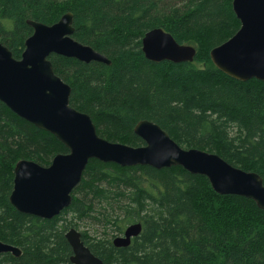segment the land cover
Returning <instances> with one entry per match:
<instances>
[{
    "label": "trees",
    "instance_id": "trees-1",
    "mask_svg": "<svg viewBox=\"0 0 264 264\" xmlns=\"http://www.w3.org/2000/svg\"><path fill=\"white\" fill-rule=\"evenodd\" d=\"M72 13V37L110 64L50 55L70 88V105L88 114L111 142L142 144L133 127L150 120L184 149L217 154L264 184V81H238L219 71L209 51L239 28L232 0H0V43L19 58L32 33L26 23ZM162 28L195 48L193 61H149L141 38ZM51 133L0 101V241L21 255L0 264H70L65 239H81L103 264H264V210L246 197L216 193L207 179L180 166L155 169L88 161L69 205L50 218L18 212L8 200L19 159L40 165L66 153ZM32 157V158H31ZM134 223L126 247L112 238Z\"/></svg>",
    "mask_w": 264,
    "mask_h": 264
},
{
    "label": "water",
    "instance_id": "water-1",
    "mask_svg": "<svg viewBox=\"0 0 264 264\" xmlns=\"http://www.w3.org/2000/svg\"><path fill=\"white\" fill-rule=\"evenodd\" d=\"M239 28L209 51L213 65L238 81L254 78L264 81V0H232ZM32 33L25 39L19 58L0 43V101L23 120L51 133L66 148L48 165L19 159L13 167L9 203L20 213L50 219L71 202L72 192L81 181L91 159L119 166L146 165L155 169L180 166L191 174L204 176L221 195L251 199L264 210V184L255 172L232 166L215 153L184 149L166 131L150 120L133 127L142 144L130 146L100 137L90 116L69 103L70 86L57 76L49 56L59 55L88 63L110 61L103 54L73 37L72 13L44 24L27 20ZM141 51L149 61L191 62L195 48L179 44L162 28L142 36ZM140 224L128 225L112 238L116 247H126L140 232ZM65 239L71 248L70 264H103L84 244L80 232L70 228ZM21 255L18 247L0 241V253Z\"/></svg>",
    "mask_w": 264,
    "mask_h": 264
},
{
    "label": "rangeland",
    "instance_id": "rangeland-1",
    "mask_svg": "<svg viewBox=\"0 0 264 264\" xmlns=\"http://www.w3.org/2000/svg\"><path fill=\"white\" fill-rule=\"evenodd\" d=\"M31 158H32V157H31ZM30 160H31V159H30ZM50 160H51V156L48 155V156L46 157V159H45V160H42V161L48 162V161H50ZM84 229H85V228H84V227H81V226L77 228V230H78L79 232H81V231L84 230Z\"/></svg>",
    "mask_w": 264,
    "mask_h": 264
},
{
    "label": "flooded vegetation",
    "instance_id": "flooded-vegetation-1",
    "mask_svg": "<svg viewBox=\"0 0 264 264\" xmlns=\"http://www.w3.org/2000/svg\"><path fill=\"white\" fill-rule=\"evenodd\" d=\"M21 251V250H20ZM14 256V255H13ZM18 257V256H17Z\"/></svg>",
    "mask_w": 264,
    "mask_h": 264
}]
</instances>
